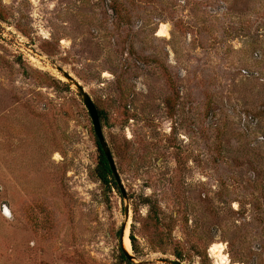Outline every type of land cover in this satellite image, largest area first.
<instances>
[{
    "label": "rangeland",
    "instance_id": "374dc122",
    "mask_svg": "<svg viewBox=\"0 0 264 264\" xmlns=\"http://www.w3.org/2000/svg\"><path fill=\"white\" fill-rule=\"evenodd\" d=\"M125 206L136 264H264V0H0V264H126Z\"/></svg>",
    "mask_w": 264,
    "mask_h": 264
},
{
    "label": "water",
    "instance_id": "95a60500",
    "mask_svg": "<svg viewBox=\"0 0 264 264\" xmlns=\"http://www.w3.org/2000/svg\"><path fill=\"white\" fill-rule=\"evenodd\" d=\"M51 69H54V71L56 73H58V75L65 80V82L68 86L74 87L75 90L77 91L79 97L81 98V101H82V103H83V105H84L85 109L87 110V113L90 117L96 140H97V142H98V144H99V146L103 152L104 157L106 158V161H107L109 168H110V171L114 177L117 188L120 191L121 197L125 200L126 199V193H125V190H124L122 183L120 181V177L118 175V172L116 169V164H115V161L113 159L112 153H111L110 148H109V146H108V144L104 138L102 128H101L100 117H99V113H98L97 108L95 107V105L92 102L89 95L81 87V85L77 81H75L68 73L63 71L60 67H54ZM128 214H129V208H128V206H125L124 207L125 221L122 224L121 229H120L119 245H120L121 252H122L123 256L126 258V260L128 262L136 264V258L132 254V251L128 252L123 247L124 233H125V230H126V227L128 224ZM158 262L160 264H183L176 259H168V258L167 259H159Z\"/></svg>",
    "mask_w": 264,
    "mask_h": 264
},
{
    "label": "trees",
    "instance_id": "16d2710c",
    "mask_svg": "<svg viewBox=\"0 0 264 264\" xmlns=\"http://www.w3.org/2000/svg\"><path fill=\"white\" fill-rule=\"evenodd\" d=\"M99 117L101 119L102 117V114L99 112ZM96 147H97V150H98V153H99V156H98V163H97V166H96V169H95V175L97 177V179L104 185V186H109L110 184H112L114 187H117L116 183H115V180H114V177L110 171V168H109V165L106 161V158L104 157L103 155V152L96 140ZM129 239H130V243H131V248H132V251L134 253H137V249H136V240L134 239V237L132 235L129 236ZM119 251H120V257L121 259L126 263V264H133L131 262H128L126 260V258L123 256L122 252H121V249L119 247ZM175 259L176 260H181V255H178V254H175L174 255Z\"/></svg>",
    "mask_w": 264,
    "mask_h": 264
},
{
    "label": "bare ground",
    "instance_id": "6f19581e",
    "mask_svg": "<svg viewBox=\"0 0 264 264\" xmlns=\"http://www.w3.org/2000/svg\"><path fill=\"white\" fill-rule=\"evenodd\" d=\"M165 36H166V29L164 26H162L161 30L158 33V37H165ZM123 247L126 251L128 252L131 251V243L129 239L128 225L124 233ZM210 253L215 259H217L216 264H232L229 261V258L225 254H223V246L212 245L210 248Z\"/></svg>",
    "mask_w": 264,
    "mask_h": 264
}]
</instances>
